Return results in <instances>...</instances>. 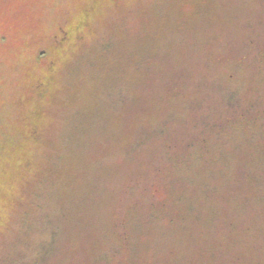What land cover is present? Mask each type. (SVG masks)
<instances>
[{"label":"rangeland","instance_id":"obj_1","mask_svg":"<svg viewBox=\"0 0 264 264\" xmlns=\"http://www.w3.org/2000/svg\"><path fill=\"white\" fill-rule=\"evenodd\" d=\"M0 264H264V0H0Z\"/></svg>","mask_w":264,"mask_h":264},{"label":"trees","instance_id":"obj_2","mask_svg":"<svg viewBox=\"0 0 264 264\" xmlns=\"http://www.w3.org/2000/svg\"><path fill=\"white\" fill-rule=\"evenodd\" d=\"M83 15V18H82V21L81 22H78L77 24H75V26L73 27V28H66L65 26V29H66V33H68L67 34V36H68V40L69 39H72V38H74L75 36H77L79 33H80V31L83 29V27H85V25H87L88 24V22H89V20H90V13H89V10H86V11H84V13L82 14ZM68 40L66 41V42H68ZM40 53L42 54V55H44L45 53H46V51H44V50H42V51H40ZM53 55H54V53H53ZM55 55H57L56 53H55ZM54 55V56H55ZM50 56H52L51 54H50ZM57 61H56V58L55 57H53V58H51V59H49L48 61H47V63H45V68H46V72H47V75H49L50 73H52L54 70H55V68L57 67ZM41 78V77H40ZM49 84V82H48V80L46 79V81L44 82V81H39V84L38 85H40L39 87H38V85H36V91H37V93L38 94H42L44 91H43V89H48V85ZM43 85L45 86L46 85V87H43Z\"/></svg>","mask_w":264,"mask_h":264},{"label":"flooded vegetation","instance_id":"obj_3","mask_svg":"<svg viewBox=\"0 0 264 264\" xmlns=\"http://www.w3.org/2000/svg\"><path fill=\"white\" fill-rule=\"evenodd\" d=\"M66 32L67 31H66L64 26H59V34H56L54 36V44L55 45L58 44L60 46V45L66 43V41L68 40L67 39L68 38V36H67L68 33H66ZM38 81H40V79Z\"/></svg>","mask_w":264,"mask_h":264}]
</instances>
